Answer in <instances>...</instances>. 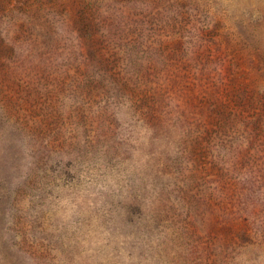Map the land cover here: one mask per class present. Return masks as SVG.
<instances>
[{"label":"rangeland","instance_id":"374dc122","mask_svg":"<svg viewBox=\"0 0 264 264\" xmlns=\"http://www.w3.org/2000/svg\"><path fill=\"white\" fill-rule=\"evenodd\" d=\"M0 264H264V0H0Z\"/></svg>","mask_w":264,"mask_h":264}]
</instances>
